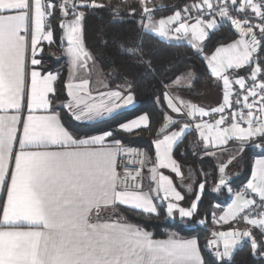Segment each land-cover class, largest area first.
<instances>
[{"label": "snow or ice", "instance_id": "snow-or-ice-1", "mask_svg": "<svg viewBox=\"0 0 264 264\" xmlns=\"http://www.w3.org/2000/svg\"><path fill=\"white\" fill-rule=\"evenodd\" d=\"M136 4L126 13L139 21L134 33L100 38L152 77L164 109L155 128L148 113L124 119L137 103L135 79L87 47V20L111 11L110 0H0V264H233L245 242L253 264H264V158L243 191L229 183L248 149L264 152V0H190L158 19L164 8ZM195 61L204 87L221 91L218 106L190 99ZM144 131L153 139L142 149L120 135ZM188 148L196 160H218L213 173L187 165ZM210 175L214 192L234 197L212 222L243 226L213 230L201 244L179 229L207 223L197 218ZM162 218L176 229L167 238L140 222Z\"/></svg>", "mask_w": 264, "mask_h": 264}, {"label": "trees", "instance_id": "trees-1", "mask_svg": "<svg viewBox=\"0 0 264 264\" xmlns=\"http://www.w3.org/2000/svg\"><path fill=\"white\" fill-rule=\"evenodd\" d=\"M116 1V0H113ZM108 2V0H106ZM190 0H161L162 7L164 11L157 12V19L166 15L171 14L172 7H182L184 4L189 3ZM113 8L111 11L104 10L102 15L90 16L86 24V43L88 49L92 52L94 56L97 57V60H103L105 64L115 62L119 65V71L121 75H125L129 78H134L137 83V102L138 106L134 110L125 111L124 119L130 120L136 116L148 113L151 116L153 127L157 125L160 120V112L164 109L161 108L159 104L154 103L153 100V88L150 87V82L152 80L151 76L145 75L143 70L137 69L129 65L127 62L123 61L118 55L117 50L113 42H109L108 47H104L103 40L100 38L103 34H107L116 39L125 37L129 33H134L138 23L137 20H134L131 17H124L115 14L112 15ZM57 45L52 46L53 50H56ZM48 48H46V52ZM175 49H172V52H175ZM183 51V49H181ZM169 51L166 49H160L157 53V56L161 59L167 57ZM49 66L56 68L57 63L54 62L51 57L49 58ZM99 65V63H97ZM195 71L200 79L196 82L195 88L197 91L204 90L210 87H204L207 80V73L203 65L199 61L194 62ZM64 71V70H63ZM65 72V71H64ZM66 73V72H65ZM213 87V86H211ZM169 111V110H168ZM125 144L129 145H140L144 148L149 147L151 140L153 139V134L148 131H144L139 135H126L120 134ZM191 139V137H189ZM188 142L185 141V144ZM181 148H184L185 145H181ZM264 154V152L259 151L258 149H248L244 156L243 169L240 176L229 180V183L233 188H236L237 191H240L247 181L251 177L252 169V159L256 154ZM187 154V165H194L195 169H203L205 172L213 173V166L218 165V162L215 158L205 157L201 162L196 160L191 155V149L186 150ZM205 177L200 175L198 178L195 177L197 182L203 181ZM213 178L210 175L206 181V190L203 196V199L200 202V211L202 213L201 217L197 219H206L208 227H202L198 224L193 225L192 228H180L179 232L182 236H187L189 234H198L200 237L201 244L204 243L205 239L210 237V226H212V217L210 213H218L220 208H223L227 203H229L231 195L225 192L224 194H217L212 190ZM192 199L191 195H189ZM215 214V215H216ZM133 221L137 220V217H130ZM145 223L148 227V230L152 231L156 238H167V233L171 230H176L173 228L171 222L165 220L164 218L160 220L152 221H140ZM233 264H253V258L250 256L249 247L247 242L241 247H239L234 253V262Z\"/></svg>", "mask_w": 264, "mask_h": 264}, {"label": "crops", "instance_id": "crops-1", "mask_svg": "<svg viewBox=\"0 0 264 264\" xmlns=\"http://www.w3.org/2000/svg\"><path fill=\"white\" fill-rule=\"evenodd\" d=\"M111 5L113 6V12H115L117 15L119 16H124V17H131V16H128L126 13L131 11V7H135L137 6L136 4V0H116L112 2H110ZM119 3V4H118ZM153 4V3H152ZM124 6V7H123ZM155 8H160L162 7V4H161V1L159 2V5H155L154 6ZM132 18V17H131ZM139 22V21H138ZM55 46V45H53ZM47 48V46H46ZM52 51L55 53L56 56H59L61 53H60V49L59 47H56V50H53ZM51 59L57 63V66L56 70H60V71H65L66 72V68L64 67V62L63 60H56L54 56H50ZM99 68V65L97 64L94 68H93V82H95L96 80V72H97V69ZM103 90V89H101ZM181 95L187 97V93H182ZM191 100L195 101L199 106H203L205 108H211V107H215V106H218V104L221 102L222 100V93L219 89H217L215 86L213 87H210V88H207V89H204V90H200V91H197L190 97ZM138 106V102L136 103L135 107ZM127 111V110H126ZM170 112V110H169ZM175 115V114H173ZM129 145V144H127ZM131 146V145H129ZM227 151H223L220 153V159L221 160H224L225 156L227 155ZM261 158H264V154H256L253 156V159H252V167L254 165V162L256 159H261ZM218 164H219V161L217 160ZM234 168L230 167L229 168V177L230 179L229 180H232L233 178H236L238 177L237 174L241 173L239 170H236L234 172V170H232ZM165 174L166 175H172L171 173H169L168 171L165 170ZM251 178V177H250ZM193 180H195V176L193 177ZM187 183H190L189 181L186 180V184ZM177 184H179V182L177 181ZM246 185V184H245ZM179 190L182 191V193H186L187 192V189L186 188H180ZM234 192L237 191L236 188H233ZM244 190V187L240 190V191H243ZM234 197L231 196L230 198V201L229 203H227L223 208H220L219 209V212L216 214V217L218 218L219 215H222L223 214V210H225L228 205L231 203V200L233 199ZM188 200H191L190 197L188 196ZM182 204L184 206L187 205V200L185 202H182ZM199 225V224H198ZM201 226V225H200ZM233 226H243L242 224H240L238 221H233L231 222L230 224L228 225H218V224H214L212 223V229L210 230L213 231V230H228L230 227H233ZM239 248V247H238Z\"/></svg>", "mask_w": 264, "mask_h": 264}, {"label": "rangeland", "instance_id": "rangeland-1", "mask_svg": "<svg viewBox=\"0 0 264 264\" xmlns=\"http://www.w3.org/2000/svg\"><path fill=\"white\" fill-rule=\"evenodd\" d=\"M161 0H156V1H154V3L152 4L153 6H157V5H159V2H160ZM110 2H112L113 3V1H110ZM116 2V1H115ZM119 4V3H118ZM124 7V6H123ZM137 23H139L138 22V20H137ZM56 56V55H55ZM242 166H243V164H242ZM242 166H240L239 168H237V167H232V168H234V169H232V170H234V172L236 171V170H239L241 173H242V169H243V167ZM241 173H239V174H237L238 176H240L241 175ZM216 214V213H215ZM213 223V222H212ZM200 226V225H199ZM202 227H205V224L204 225H201ZM206 227H208V225H206ZM210 228V230L212 229V226H210L209 227Z\"/></svg>", "mask_w": 264, "mask_h": 264}, {"label": "built area", "instance_id": "built-area-1", "mask_svg": "<svg viewBox=\"0 0 264 264\" xmlns=\"http://www.w3.org/2000/svg\"><path fill=\"white\" fill-rule=\"evenodd\" d=\"M110 1H113V0H110ZM154 1H156V0H152V3H154ZM206 119H207V118H206ZM131 146L136 147V148H138V149H142V148H144L143 146H140V145H131ZM205 226H206V224H205Z\"/></svg>", "mask_w": 264, "mask_h": 264}]
</instances>
